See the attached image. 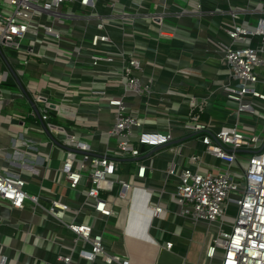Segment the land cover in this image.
<instances>
[{"label": "built area", "instance_id": "2783aa9c", "mask_svg": "<svg viewBox=\"0 0 264 264\" xmlns=\"http://www.w3.org/2000/svg\"><path fill=\"white\" fill-rule=\"evenodd\" d=\"M98 1L10 0L11 8L0 10V44L17 49V58L23 63L29 61L25 59L29 52L45 59L48 57L53 62L63 58L73 68L64 70L67 75H72L77 69L94 77L84 75V81L92 82L89 87H81L80 97L96 100L99 110L106 106L110 109V125L99 128L100 134L108 140L103 152L95 151L91 142L85 139L87 133L91 134L88 129L80 131L73 128L70 131L51 121L52 115L66 116L64 111L72 113L78 120L85 118L80 114L81 101L61 95L59 102H51L45 93L36 94L34 101L41 105L38 108L41 129L62 138L61 142L56 137L52 139L51 146H61L63 152L67 149L66 157L60 162L61 178L72 190H77L85 182L82 191L84 203L92 206L98 214L110 217L117 216L119 212L102 192L111 189L117 181L120 184L119 198L131 201L129 193L138 186L135 184L137 180L119 179L117 158L137 160L136 179L144 180L149 168L146 160L152 159L153 155L143 157L146 149L142 151V147L161 148L176 138L171 118H155L158 126L167 128L165 131L157 127L147 128L148 119L130 112L127 106V97L151 93L152 82L143 84L141 81L144 65L150 60L144 52L147 48L137 47L133 28L137 23L146 21L145 25L160 37L174 38L175 31L168 29L165 20L168 12L161 8L153 12L145 11L144 0H128L127 4H122L120 0H107L106 6L111 11L106 13L97 9ZM67 2H76L88 12L76 14L72 8L63 11ZM242 9H232L230 14L233 18L239 17L237 13ZM198 12H203L201 4H196L194 10L183 8L175 15L181 17ZM68 19L79 21L83 27L77 28L76 24L66 26ZM222 30L228 37V41L221 42L228 68V82H224L222 87L226 106L236 113L237 121L217 126L212 122L205 123L201 121L204 104L191 106L182 123L183 134L198 136L196 138L204 149L189 154L181 167L174 157L168 163L166 173L168 177L176 178L172 194L180 206V214L194 224L202 221L208 224L209 229L216 228L207 250L209 259L221 252V264H264V124L239 123L241 119L250 123L255 118H264L257 107V101L264 105V93L257 89L258 84L264 82L261 77L264 66V15H260L255 24L235 22ZM67 33H79L81 38L79 41L68 39ZM24 38L31 39L30 48L21 46ZM258 40L260 44H253ZM38 44L43 47L36 51ZM49 52L53 53L52 57ZM7 79V73L0 70V84ZM71 86V82L68 83L67 89ZM118 88L122 90L120 94L109 91ZM8 101H13V98ZM32 117L37 118V115ZM113 139L114 150L110 152L109 141ZM40 144L43 143L40 141ZM205 156H210L213 161H206ZM115 175L117 177L111 180L110 177ZM27 183L24 177L0 171V198L17 209L28 205L34 212L41 209L47 215L55 216L75 234L73 251L80 241L90 245L89 249L83 246L78 251L86 264H95L100 254L104 255L106 264H131L129 258L106 250L102 233L96 232L92 224L67 220L64 214L71 209L67 201L51 199L43 205L40 194L26 191ZM233 204L237 206V214L231 224L226 219ZM149 206L155 217H161L165 212L158 203H150ZM1 259L0 264H6V258L2 256ZM72 259V254L58 256L60 264H73Z\"/></svg>", "mask_w": 264, "mask_h": 264}, {"label": "crops", "instance_id": "0c3cea01", "mask_svg": "<svg viewBox=\"0 0 264 264\" xmlns=\"http://www.w3.org/2000/svg\"><path fill=\"white\" fill-rule=\"evenodd\" d=\"M106 1H98L99 11H111L106 6ZM120 2L127 4L129 1ZM196 4H201L202 13L181 17L175 15L183 8L194 10ZM69 8L76 11V14L88 12L76 2L67 8L64 5L62 10ZM157 8L168 12L165 20L168 29L175 31V37L158 36L145 25L146 21L134 26L137 47L147 48L144 52L150 62L144 65L145 69L140 77L143 84L152 80L151 93L140 97L129 96L126 103L130 112L148 119L147 128L157 127L165 131L167 128L158 126L154 122L155 118H171L176 138L171 144L161 148L146 147L143 157L153 155V158L146 160L149 168L144 180L136 179L137 160L117 158L119 179L138 181L135 182L138 186L129 193L131 201L119 198L120 184L117 181L111 189L102 192L104 197L111 199L118 215L103 216L92 206L85 204L82 192L85 182L77 190L67 186L59 171L67 149L63 152L61 146L52 147V139L41 129L40 120L32 117L36 114L35 107L38 109L41 106L34 101L33 84L41 86L44 82L49 87L45 94L49 95L51 102H57L56 99L61 95L72 96L76 101L82 102L80 114L85 116L78 120L72 113L64 111L66 116L52 115L51 121L70 131L73 128L80 131L88 129L91 134L84 135L93 149L97 152L105 150L108 140L100 134L99 128L110 125V109L106 106L99 110L96 100L89 102L80 97L81 87H89L92 82L84 81V75L87 78L94 77L77 69H74L72 75H67L64 70L73 68L63 58H57L53 62L48 57L45 59L29 52L25 58L29 61L23 63L13 55L10 48L2 46L7 59L1 60L0 70H8L7 81L11 77L16 78L14 71L29 97L21 89L5 87L7 91L2 92L4 97L0 100V113L8 120H0V171L26 178V191L29 194H40L43 205H47L51 199L67 201L71 206L64 214L67 220L92 224L96 232L102 233L106 250L129 258L131 264H221V252L212 259L207 257L215 230L212 231L213 227L209 229L206 222L194 224L188 217L180 214V206L172 194L176 178L168 177L166 168L174 157L181 167L189 154L204 149L196 138L198 136L183 134L182 123L191 106L204 104L205 112L201 121L205 123L212 122L217 126L231 125L237 121L236 113L226 106L227 99L222 87L224 82H228V68L221 45V42L228 41V37L222 29L235 22L248 21L255 24L258 17L264 15V0H144L143 10L153 12ZM232 9H242L237 13L239 17H232ZM147 21L151 23V20ZM72 24H76L77 28L83 27L79 21H66V26ZM66 35L74 41L81 38L79 33ZM24 39L22 44L28 45L31 39ZM253 44L258 45L260 42L258 40ZM41 46L43 47L38 44L35 50ZM49 53L52 57L53 53ZM261 74L264 79V66ZM70 82L72 86L67 89ZM259 85L264 86V82ZM2 86L0 84V92ZM109 91L111 94L122 92L119 88ZM10 98L13 101L9 102ZM244 121L241 119L239 123H256L254 126L264 124V118L261 117L250 120V123ZM51 134L61 142L59 135L54 132ZM109 144V151L113 152L115 140H110ZM205 160L213 161L210 156H205ZM131 162L134 163L133 167L129 165ZM117 175L110 177L111 180ZM150 203H158L164 207V214L155 217ZM74 243L75 234L55 216L47 215L41 209L34 212L28 205L17 209L0 198V261L4 256L6 264H60V254H72L73 264H86V260L79 257L78 251L83 246L89 249L90 245L80 241L73 251ZM168 243H171V247H168ZM95 264H106L104 255H98Z\"/></svg>", "mask_w": 264, "mask_h": 264}, {"label": "rangeland", "instance_id": "374dc122", "mask_svg": "<svg viewBox=\"0 0 264 264\" xmlns=\"http://www.w3.org/2000/svg\"><path fill=\"white\" fill-rule=\"evenodd\" d=\"M68 6H71V3H69V2H67L66 4H65V7L67 8ZM11 8V5H10V0H0V10H5V9H10ZM24 41H27L26 39H24ZM5 48V47H4ZM10 50H11V52H14L13 53V55L15 56V57H17L18 55V50L17 49H11L10 48ZM0 64H2V61H1V59H0ZM6 71H4V72H7L8 70L7 69H5ZM37 84L38 83H34L33 84V86H34V89H35V95L36 94H38V93H48L47 91H46V89L48 90L49 89V87L48 86H46L45 84H44V82H42V85L41 86H37ZM5 87H7V86H2V88H1V95H2V98L4 97L3 96V94H2V92L4 93V91H7V89L5 88ZM34 89H33V91H34ZM257 89H259V90H261L262 91V93H264V86H262V85H259L258 84V86H257ZM51 99H53L54 100V98H51ZM2 100V99H1ZM56 101L57 102H59L60 101V99L58 98V99H56ZM85 101H89V102H93V98H86V100ZM2 104V103H1ZM258 108H259V110H260V112L261 113H263L264 114V105L262 106H257ZM0 109H2L1 108V106H0ZM1 112V111H0ZM4 115H2L1 113H0V120L1 119H7L6 117H3ZM8 120V119H7ZM44 135V134H43ZM133 164L134 163H130L129 165L130 166H132L133 167ZM236 214H237V206H236V204H233L232 206H231V208H230V210H229V212H228V214H227V221H229V222H231V224H232V222H233V220H234V217L236 216ZM230 224V225H231ZM228 230L230 229V228H227ZM214 230H216V228L214 229V227L212 228V231H214ZM212 238V237H211ZM208 244H209V241H208ZM211 244V243H210Z\"/></svg>", "mask_w": 264, "mask_h": 264}, {"label": "water", "instance_id": "95a60500", "mask_svg": "<svg viewBox=\"0 0 264 264\" xmlns=\"http://www.w3.org/2000/svg\"><path fill=\"white\" fill-rule=\"evenodd\" d=\"M21 46H22L23 48H30L29 45H25V44H21ZM0 52H2V46H1V44H0ZM3 57H4V55H3ZM4 59H5V58H4ZM13 74H14V76L16 77V79H17V81H18V84H19L20 89L22 90V92H23L26 96L29 97V94H28V92L26 91V89H25V87H24L22 81H21L20 78L18 77V75H17L14 71H13ZM31 102H32V104L35 105V103H34L32 100H31ZM35 112H36V114H37V117H38V118L40 119V121H41V116H40L39 111H38V109H37L36 107H35ZM41 122H42V121H41ZM46 132H47V134L51 137V139H54V137L52 136V134H50L49 130L46 129ZM145 149H146V147L143 146V147H142V151H145ZM56 214L61 215L60 212H56Z\"/></svg>", "mask_w": 264, "mask_h": 264}, {"label": "trees", "instance_id": "16d2710c", "mask_svg": "<svg viewBox=\"0 0 264 264\" xmlns=\"http://www.w3.org/2000/svg\"><path fill=\"white\" fill-rule=\"evenodd\" d=\"M3 55H4V50H3V47H2V52H0V59L1 60L2 59L3 60H6L7 59L6 56L4 55V57H3ZM1 85L7 86V87L13 88V89H20L19 84H18V81L14 77H11L10 80L3 82Z\"/></svg>", "mask_w": 264, "mask_h": 264}]
</instances>
